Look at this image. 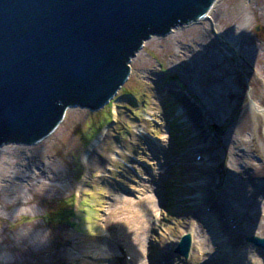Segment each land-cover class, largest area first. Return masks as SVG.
<instances>
[{
    "label": "rangeland",
    "instance_id": "rangeland-1",
    "mask_svg": "<svg viewBox=\"0 0 264 264\" xmlns=\"http://www.w3.org/2000/svg\"><path fill=\"white\" fill-rule=\"evenodd\" d=\"M209 16L148 40L106 107L69 108L50 138L0 151V264L25 252L41 264H174L192 226L199 261L224 264L197 213L232 197L227 231L242 242V221L264 236V121L255 130L249 107H264V0H217ZM176 73L196 74L210 99L190 90L197 126L170 113ZM66 204L76 214L59 221ZM40 233L42 245L21 242Z\"/></svg>",
    "mask_w": 264,
    "mask_h": 264
},
{
    "label": "water",
    "instance_id": "water-1",
    "mask_svg": "<svg viewBox=\"0 0 264 264\" xmlns=\"http://www.w3.org/2000/svg\"><path fill=\"white\" fill-rule=\"evenodd\" d=\"M216 2L0 0V151L50 138L69 108H104L129 79L131 62L148 40L206 18ZM171 82L180 113L199 125L187 100L190 90L203 97L196 74L176 73ZM207 204L198 216L217 242L216 231L228 232L222 204L233 207L232 200ZM244 242L264 251V238L250 235ZM191 245V234H185L175 254L188 258Z\"/></svg>",
    "mask_w": 264,
    "mask_h": 264
},
{
    "label": "bare ground",
    "instance_id": "bare-ground-1",
    "mask_svg": "<svg viewBox=\"0 0 264 264\" xmlns=\"http://www.w3.org/2000/svg\"><path fill=\"white\" fill-rule=\"evenodd\" d=\"M203 95H204L203 98L205 99V103L209 107L211 104L210 99L207 98V95L205 94ZM249 107H250V111L252 114L253 122L255 124V130H256L257 126L259 125V122H258L259 119L264 121V107L260 105L258 102H256L255 100H253L252 98L250 99ZM204 115H205V112H204ZM231 138L232 137H230V139ZM240 141L244 143L247 142L244 139H240ZM231 142H235V141L232 140ZM255 147L258 149V151H260L262 148V145L255 143ZM55 176L57 175L55 174ZM36 185H38V187H46V183L42 181L37 182ZM26 203H28V201L23 196H20L16 198L15 200V204L18 206L26 204ZM245 214H246L245 212H241L243 219L246 217ZM258 214L263 215V212H261L260 210ZM241 223H242V227L244 228V234L246 233L245 236L249 235L247 230L245 229L247 223H243L242 221ZM224 230L216 231V234H218V238H216L219 243L218 246L221 248V251L223 254L220 257L216 256L217 260H221L222 262H224V264H264V251L262 249H257L249 245H246L244 242V237L242 238V242H241V239L235 240V238L232 235L231 236L229 235L230 236L229 241H231V244L229 245L228 240H226L225 236L222 234ZM187 232L190 233L193 238V246L191 250V255L189 256V258H183V257L176 256V260L174 261V264H201V261H199L200 257L197 254V251L199 249L204 252L203 250L204 242L197 240L198 231L193 226L189 227L187 229ZM43 237H44L43 233L35 234V236H30V237L25 236V237H22L23 239L21 240V242L28 243L29 241L33 240L34 242L41 243L42 245Z\"/></svg>",
    "mask_w": 264,
    "mask_h": 264
},
{
    "label": "trees",
    "instance_id": "trees-1",
    "mask_svg": "<svg viewBox=\"0 0 264 264\" xmlns=\"http://www.w3.org/2000/svg\"><path fill=\"white\" fill-rule=\"evenodd\" d=\"M169 108L171 109L170 113L173 114V112L175 111V105H171L169 103ZM54 214L59 217V221H69L70 218H72L74 215L73 207L69 204H66V206H62L61 209L56 211Z\"/></svg>",
    "mask_w": 264,
    "mask_h": 264
},
{
    "label": "clouds",
    "instance_id": "clouds-1",
    "mask_svg": "<svg viewBox=\"0 0 264 264\" xmlns=\"http://www.w3.org/2000/svg\"><path fill=\"white\" fill-rule=\"evenodd\" d=\"M4 219H7V217L5 216ZM20 264H41V260L38 254L25 252Z\"/></svg>",
    "mask_w": 264,
    "mask_h": 264
}]
</instances>
